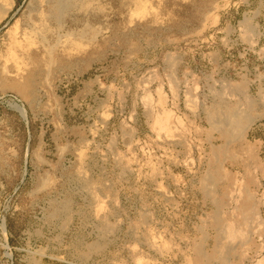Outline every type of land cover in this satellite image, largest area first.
<instances>
[{
    "label": "rangeland",
    "instance_id": "rangeland-1",
    "mask_svg": "<svg viewBox=\"0 0 264 264\" xmlns=\"http://www.w3.org/2000/svg\"><path fill=\"white\" fill-rule=\"evenodd\" d=\"M40 1L0 0V264H264V0H88L16 69L12 27ZM79 177L114 225L83 247L64 236ZM125 185L143 190L119 220Z\"/></svg>",
    "mask_w": 264,
    "mask_h": 264
},
{
    "label": "bare ground",
    "instance_id": "bare-ground-1",
    "mask_svg": "<svg viewBox=\"0 0 264 264\" xmlns=\"http://www.w3.org/2000/svg\"><path fill=\"white\" fill-rule=\"evenodd\" d=\"M11 1L10 5L12 4L13 0H9ZM43 1V2H42ZM40 2H42V4L36 9V12L24 23V24H18L19 23V19L16 20V22L14 23V26L12 27L13 32H14V36L13 38L10 40L9 45L7 47V52H6V56L4 58L5 63H8L10 65H12L13 67H15L16 69H19L22 65L25 64V61H27L28 59H32L35 58L40 50L47 53H50V49L52 48V46L50 45V43H44L43 47L40 48V45L42 42H44V40H46V33L50 30V26L47 24L48 21H50V19H55L56 21H58L60 15L62 14V12L65 9H70L72 6L75 7L76 5H80V6H86L85 4L87 3L88 0H42ZM89 2V1H88ZM9 5L7 2H1L0 4V9L3 8V6H7ZM79 7V6H78ZM9 8V6H8ZM31 8V7H30ZM80 8V7H79ZM84 9V8H83ZM30 11V10H29ZM67 10H65L66 12ZM5 10L3 11V13L5 14ZM64 12V13H65ZM2 13V16L4 15ZM63 15V14H62ZM1 16V17H2ZM249 21L247 22V18H244L243 20L240 21V25L241 26H245L247 27L249 24ZM84 24V23H83ZM251 24V23H250ZM20 25V26H19ZM60 25V24H59ZM82 27V26H81ZM249 27V26H248ZM247 27V28H248ZM78 28V27H77ZM11 29V27H10ZM11 29V30H12ZM243 29V28H242ZM65 30V29H64ZM56 31V30H55ZM65 33V32H64ZM250 33V32H249ZM158 35V33H157ZM59 35L56 37V40H59ZM56 42V41H55ZM35 46H37V49H35ZM169 56V55H168ZM167 56V57H168ZM50 59V58H49ZM174 60V59H173ZM172 65V64H171ZM31 82V80H30ZM15 105V104H14ZM206 106V105H204ZM21 112H23V108L21 106H17ZM216 110V109H215ZM218 110V109H217ZM213 111V110H212ZM232 111V110H231ZM235 111V110H234ZM233 112V111H232ZM231 112V115H232ZM218 113V111H217ZM234 113V112H233ZM237 113V112H236ZM241 114V112H240ZM211 116V114H208ZM213 115H215L213 113ZM218 115V114H217ZM230 115V116H231ZM239 116V113L237 114ZM237 115L234 113L233 116H231L230 118H228V120L225 121V129L224 131L227 133H230L229 130H231V132H234L236 134H242L245 133L246 129L250 126V124L253 122L254 117L247 115H242L241 117L237 118ZM216 116V115H215ZM228 116V115H227ZM218 117V116H217ZM210 118V117H209ZM221 118V117H220ZM227 118V117H226ZM213 119V118H212ZM211 119V121H212ZM225 120V119H224ZM220 121V120H219ZM217 119L215 118L212 124H215L218 126V122ZM224 123V122H223ZM216 126V128H217ZM220 127V126H219ZM215 128V127H214ZM215 128V129H216ZM222 134V133H221ZM233 136V135H231ZM236 136V135H235ZM228 139V138H227ZM232 140V139H231ZM229 141V140H228ZM230 142V141H229ZM226 143V142H225ZM220 144V143H219ZM223 145V144H222ZM211 146V145H210ZM217 146V145H216ZM220 146V145H219ZM212 154V153H211ZM223 154V153H222ZM215 155V154H213ZM216 159V158H215ZM77 169V168H76ZM122 170V169H121ZM78 173V172H77ZM81 173V172H80ZM206 174V173H205ZM211 174V173H210ZM222 174V173H220ZM207 175V174H206ZM215 175V174H214ZM205 176V175H204ZM208 176V175H207ZM205 176V177H207ZM213 176V175H212ZM209 178V177H208ZM207 178V179H208ZM89 180V179H88ZM204 180V179H203ZM210 180L211 177H210ZM78 181V180H77ZM209 181V180H208ZM205 182V181H204ZM203 183V182H202ZM214 184V183H212ZM206 185V184H205ZM204 186V185H202ZM205 187V186H204ZM207 188V187H205ZM210 188V185L209 187ZM212 189V186H211ZM205 190V189H204ZM212 191V190H211ZM210 191V192H211ZM207 192V190H206ZM214 193V192H213ZM209 196V195H208ZM213 197V196H212ZM211 197V198H212ZM215 197V196H214ZM214 199V198H213ZM212 199V200H213ZM63 200V199H62ZM70 200V199H69ZM67 201L65 200L64 202H62V205H60L62 208H65V210L67 209ZM57 208V207H55ZM61 208V209H62ZM70 209V208H69ZM218 209V208H217ZM251 209V208H250ZM215 210V209H214ZM249 210V209H248ZM247 210V211H248ZM54 212V211H53ZM67 212V210H66ZM216 212V211H214ZM62 213V212H61ZM110 215V214H109ZM140 215V214H139ZM218 215V214H217ZM50 216V214H49ZM149 216V215H148ZM52 217V216H50ZM54 217V216H53ZM145 217V216H144ZM108 218V217H107ZM146 218V217H145ZM106 217H103L101 220H105ZM67 220V219H66ZM150 220V219H149ZM107 221V220H106ZM106 221H102L103 223L101 224L103 226V231L105 232H112L113 230V226L114 225H107ZM141 222V221H140ZM106 225H103V224ZM113 223V222H112ZM214 223L217 225L219 224V219H215L214 218ZM136 224V223H135ZM148 224V223H147ZM4 224H2V227ZM137 225V224H136ZM62 227V226H61ZM64 227V226H63ZM135 227V226H134ZM106 228V229H105ZM221 228V227H220ZM132 230V229H131ZM135 230V229H134ZM219 231V230H218ZM220 231L223 232V230L220 229ZM5 232V231H4ZM201 235V234H200ZM220 237V236H219ZM104 240V239H103ZM223 240V239H221ZM98 241V240H97ZM219 241V240H218ZM217 242V241H216ZM221 243V241H219ZM91 243V242H90ZM87 246L88 251H92V250H98L101 247H103L104 245H102L103 243H99V242H93L92 244H90ZM227 243V242H226ZM198 244V243H197ZM219 244V243H218ZM217 244V246H218ZM228 244V243H227ZM230 245V243H229ZM223 246V245H222ZM225 246V245H224ZM227 246V245H226ZM203 248V247H202ZM218 249V248H217ZM221 249V248H220ZM224 249V248H223ZM230 249V248H229ZM228 250V249H227ZM87 251V249H86ZM229 251V250H228ZM234 251V250H233ZM216 255L218 256L217 258L219 259L220 263H224L226 261V256L225 254L221 251L216 250ZM226 252V251H225ZM228 253V252H227ZM197 255H198V259H200L201 261H203L202 259H205L206 256L203 252V250L201 248L197 249ZM209 259V258H208ZM230 259V258H229ZM210 260V259H209ZM212 261V259H211ZM204 262V261H203ZM210 262V261H209ZM215 262V261H214ZM212 264V263H211ZM218 264V263H217Z\"/></svg>",
    "mask_w": 264,
    "mask_h": 264
},
{
    "label": "built area",
    "instance_id": "built-area-1",
    "mask_svg": "<svg viewBox=\"0 0 264 264\" xmlns=\"http://www.w3.org/2000/svg\"><path fill=\"white\" fill-rule=\"evenodd\" d=\"M260 0H258L259 2ZM247 6L251 5L248 0H244ZM79 181L72 183H64L67 189L72 193L73 197L71 207V221L67 229L64 230V236L78 239V242L83 247L90 239L108 237L112 235L110 232L103 231L101 220L105 216L103 212H98V204L105 201L99 194V189L95 184H92L87 179L79 177ZM136 186V187H135ZM143 190V189H142ZM138 185L130 188L128 185L122 186L119 190L117 199L114 201L115 210L119 216V220L129 219L130 214L138 213V201L141 191ZM111 202V201H110ZM127 206H129L127 208ZM131 207V209H129ZM125 209V210H124ZM106 229V228H105Z\"/></svg>",
    "mask_w": 264,
    "mask_h": 264
}]
</instances>
